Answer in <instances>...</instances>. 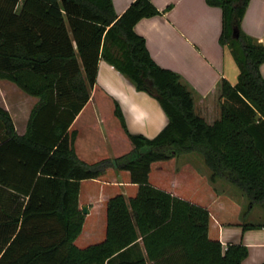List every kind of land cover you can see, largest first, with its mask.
Instances as JSON below:
<instances>
[{
  "label": "trees",
  "instance_id": "obj_1",
  "mask_svg": "<svg viewBox=\"0 0 264 264\" xmlns=\"http://www.w3.org/2000/svg\"><path fill=\"white\" fill-rule=\"evenodd\" d=\"M249 2L206 0L222 9L219 44L230 48L240 72L235 86L221 81V118L209 125L180 75L158 66L134 31L170 7L160 12L151 0H135L118 16L112 0H0V80L40 99L23 137L0 107V264H243L248 248L212 238L206 206L153 186L150 174L155 163L198 154L213 192L220 195L214 184L224 180L249 209H264V46L242 30ZM101 60L156 99L168 124L154 139L134 135L111 100L116 155L88 164L77 157L70 129L100 92ZM109 172L126 173L137 193L111 195L102 239L82 245L90 227L82 183L105 181ZM222 197L232 202L227 222L242 224L238 204ZM91 224L102 230L100 221Z\"/></svg>",
  "mask_w": 264,
  "mask_h": 264
},
{
  "label": "crops",
  "instance_id": "obj_2",
  "mask_svg": "<svg viewBox=\"0 0 264 264\" xmlns=\"http://www.w3.org/2000/svg\"><path fill=\"white\" fill-rule=\"evenodd\" d=\"M112 1L116 14L121 16L135 0ZM151 1L160 12L170 9L160 16L138 22L135 33L145 39L158 66L180 75L193 93L196 114L207 124H214L221 118V81L226 79L235 86L240 73L230 48L219 44L222 9L208 6L206 0ZM241 27L245 34L264 46V0H250ZM260 72L264 78V64ZM97 87L100 92H92L70 129V132H77L75 152L85 163L93 164L116 155L112 142L111 100L120 105L128 130L134 135L154 139L167 126L168 117L160 103L137 91L127 78L104 60L99 64ZM39 102V98L27 95L13 83L0 80V107L10 113L18 136L26 135L30 115ZM116 138L127 148L123 137L117 135ZM197 155L188 154L153 164L151 184L181 199L206 206L212 216L210 236L219 239L224 247L229 243H243L249 250L243 264H263L264 228L244 231L242 224L227 222V207L232 202L227 203L222 196H229L235 203L237 199L224 190V185L234 187L218 180L214 186L220 195L213 192L209 183L210 170L205 164L197 166L193 161ZM181 159L183 162L179 163ZM109 174L105 181L82 183L80 204L87 207L90 219L89 230L80 238L85 240L82 245L88 243V238L102 239L105 204L111 195L121 193L129 199L137 193V187L129 183L126 173ZM89 184L95 188L84 193V186ZM240 206L238 215L242 216ZM96 221L101 222V231H97L96 224H91Z\"/></svg>",
  "mask_w": 264,
  "mask_h": 264
},
{
  "label": "rangeland",
  "instance_id": "obj_3",
  "mask_svg": "<svg viewBox=\"0 0 264 264\" xmlns=\"http://www.w3.org/2000/svg\"><path fill=\"white\" fill-rule=\"evenodd\" d=\"M223 102V100H222ZM194 163L197 166H204V160L201 156L197 155L193 158ZM183 162L182 159L179 160V163ZM220 188V183L217 184ZM224 190L228 192L229 194H233L235 196L234 198L237 199V203L241 204L242 206V216L240 215V218H237L241 221L242 224H262L264 225V209L260 206H256L253 209H249V201L247 198H244L245 196L236 188H230L227 185H224ZM95 187L89 185L84 186V193L89 192V190H93ZM229 197V196H228ZM240 206V205H239ZM240 206V208H241Z\"/></svg>",
  "mask_w": 264,
  "mask_h": 264
},
{
  "label": "water",
  "instance_id": "obj_4",
  "mask_svg": "<svg viewBox=\"0 0 264 264\" xmlns=\"http://www.w3.org/2000/svg\"><path fill=\"white\" fill-rule=\"evenodd\" d=\"M83 212H84V215H87V214H88V209H87V207H84V208H83Z\"/></svg>",
  "mask_w": 264,
  "mask_h": 264
}]
</instances>
